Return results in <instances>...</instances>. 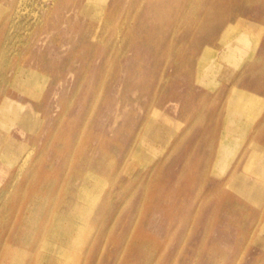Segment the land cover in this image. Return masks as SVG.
Listing matches in <instances>:
<instances>
[{
    "label": "rangeland",
    "instance_id": "374dc122",
    "mask_svg": "<svg viewBox=\"0 0 264 264\" xmlns=\"http://www.w3.org/2000/svg\"><path fill=\"white\" fill-rule=\"evenodd\" d=\"M200 2L0 0V264H264V0Z\"/></svg>",
    "mask_w": 264,
    "mask_h": 264
},
{
    "label": "bare ground",
    "instance_id": "6f19581e",
    "mask_svg": "<svg viewBox=\"0 0 264 264\" xmlns=\"http://www.w3.org/2000/svg\"><path fill=\"white\" fill-rule=\"evenodd\" d=\"M194 1V0H193ZM196 2H199V4L201 5V0H195ZM242 1V0H241ZM247 1V0H246ZM249 1V0H248ZM18 2V1H17ZM190 2H192V0H190ZM21 3V2H20ZM24 3V2H23ZM247 4V3H246ZM21 5V4H20ZM200 8H201V6H200ZM21 9V8H20ZM19 9V10H20ZM199 10V9H198ZM194 14V13H193ZM203 18V17H202ZM202 20V19H201ZM229 58H231V57H229ZM232 63V62H231ZM233 64V63H232ZM90 180V179H89ZM78 181V180H77ZM83 181V180H82ZM81 183V182H80ZM92 184H93V182H92ZM82 187V186H81ZM83 188V187H82ZM84 190H83V193H82V199H84V200H86L87 202H89L90 204H91V208L92 207H94V206H96V204H97V202H98V199H99V197H100V195L102 194V191H103V189H102V186H101V184H94V185H92V187H85V188H83ZM76 190V189H75ZM81 193V192H80ZM79 194V193H78ZM77 202V201H76ZM87 202H86V204H87ZM78 203H80L79 201H78ZM79 205L80 204H78L77 206H76V208L74 209V211L76 210V209H78L79 208ZM84 205V204H83ZM73 206V205H72ZM90 207V206H89ZM30 208H31V206H30ZM36 208V207H35ZM82 208V207H81ZM34 211V210H33ZM32 211V212H33ZM71 211V210H70ZM36 212V211H35ZM34 212V213H35ZM33 214V213H32ZM88 214V213H87ZM33 216V215H32ZM79 216V215H78ZM82 216V215H81ZM87 217V216H86ZM83 218V217H82ZM71 219V218H70ZM72 220V219H71ZM74 221V220H73ZM67 222V221H66ZM54 226V225H53ZM71 227V226H70ZM84 227V226H83ZM62 228V227H61ZM68 228V227H67ZM85 228V227H84ZM63 229V228H62ZM61 229V230H62ZM18 231V230H17ZM51 231V230H50ZM85 231V230H84ZM69 232V231H68ZM49 235V234H48ZM60 237V236H59ZM81 239V238H80ZM79 239V240H80ZM78 240V241H79ZM52 241V240H51ZM80 242V241H79ZM51 246V245H50ZM57 246V245H56ZM43 250V249H42ZM45 250V249H44ZM72 250V249H71ZM44 252V251H43ZM57 252V251H56ZM54 253V252H53ZM49 254V253H48ZM57 256V255H56ZM59 257V256H58ZM63 257H66V256H63ZM53 258V257H52ZM46 259V258H45Z\"/></svg>",
    "mask_w": 264,
    "mask_h": 264
}]
</instances>
